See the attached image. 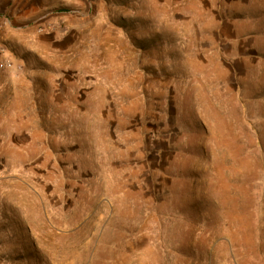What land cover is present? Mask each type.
Here are the masks:
<instances>
[{
	"label": "rangeland",
	"instance_id": "obj_1",
	"mask_svg": "<svg viewBox=\"0 0 264 264\" xmlns=\"http://www.w3.org/2000/svg\"><path fill=\"white\" fill-rule=\"evenodd\" d=\"M0 264H264V0H0Z\"/></svg>",
	"mask_w": 264,
	"mask_h": 264
}]
</instances>
